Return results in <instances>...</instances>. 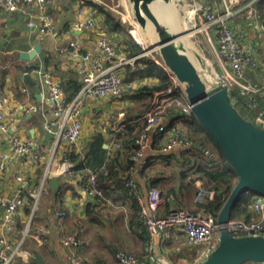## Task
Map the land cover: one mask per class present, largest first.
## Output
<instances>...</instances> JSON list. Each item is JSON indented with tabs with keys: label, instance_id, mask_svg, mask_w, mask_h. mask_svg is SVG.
<instances>
[{
	"label": "crops",
	"instance_id": "1",
	"mask_svg": "<svg viewBox=\"0 0 264 264\" xmlns=\"http://www.w3.org/2000/svg\"><path fill=\"white\" fill-rule=\"evenodd\" d=\"M251 1L253 0H240L239 7L243 10V7ZM257 2L258 0H254L250 6L231 18L229 23L236 32L241 30L245 32L246 36L242 43L247 49L253 50V52L258 50V64L247 67L246 78L260 86L264 74V60L263 57H260L264 53V19L257 9ZM84 5H86L85 14H81V0H50L47 4V11L54 18L55 29L53 33L42 37L38 29L41 13L34 4L23 5L16 11H9L0 3V96L4 99L5 106L11 110L17 109L11 119L9 131L0 130V154H9L7 168L0 171V197L12 198L17 193L20 178L27 179L35 188L36 193L40 191V195L38 200H36V196L31 195L33 203L28 202L30 204L28 206L26 201L17 211L15 215L16 230L9 234V238L18 240L28 228L32 231L38 227L47 226L50 231L47 243L37 242L35 238L26 236L23 249L29 252L28 258L25 260L23 257H19L18 263L74 264L73 256L78 248L63 242V232L60 226L64 224L68 234L84 238L85 246L82 247V255L93 264H120L115 256L118 251L136 256L135 264H202L205 246L193 243L185 234L171 230L152 239L149 232L141 230L137 223L139 217L133 221L137 215L133 199L123 193V188L114 190L115 188L112 186L109 194L106 191L103 192L107 201L95 208L100 221L92 222L91 216L88 215V207L90 204L93 205L95 200L87 193L85 186L78 178L58 172H52L45 178L46 167L52 154L55 156L51 165H55V169L56 165L63 161V146H58L54 153L56 143L54 136L45 127L46 120L51 118L45 109L50 86L45 81L43 74H49L61 86L65 96L71 100L76 98L82 86L81 75L76 67L78 58L71 53H62L61 51L68 46L70 41L77 42L81 50L105 57L104 51L98 45V40L107 36L118 53L129 57L143 54L134 61L135 66L131 64L119 68L125 81L134 83L137 88L159 83V79L156 77L143 76L142 78L137 73L147 66L146 62L156 63V60L147 56L143 45L134 37L142 47L139 46L138 53L132 51L131 46L135 42L126 33V24L118 18L120 12L118 15L110 13L108 0H86ZM108 14L117 19L121 29H116L106 21ZM88 17L95 19V28L83 31L73 29L76 22L83 21ZM120 18L126 20L123 14L120 15ZM132 19L133 16L130 20ZM31 21H34L37 26L30 27ZM215 31H210L214 45L218 37ZM37 46L40 50L32 59L21 57V53L31 52ZM132 52L134 55L131 54ZM204 54L206 53L204 52ZM206 56L208 55L206 54ZM216 66L220 72H223L219 65ZM163 68L165 67L163 66ZM228 68L231 70L230 66ZM165 70L168 73L166 68ZM26 71L30 73L31 80L36 84L27 81ZM36 85L40 89L41 100L36 96ZM155 94L156 92L153 97L140 95L137 98H128V96L100 99L85 97L82 109L83 131L81 138L74 145L75 154L84 155L88 143L97 132L104 134V144L108 145L106 149L115 150L117 142H120L121 138L128 134L127 124H125L126 115L129 113L127 111H134L135 119L129 123L130 126L140 125L141 122L144 123V114L150 111L146 110L144 105L149 101L153 104V108L161 105V111H167L166 122L169 130L181 127L179 116L183 111L175 108L178 106V96L173 94L159 98ZM28 104L38 106L42 104L44 108L39 112L27 114L22 110V106ZM122 112L125 113L124 116H121ZM12 134L43 144L49 152L48 159L40 160L36 164L25 157L13 154L9 145V137ZM162 135L165 139L166 135ZM152 137L153 135H151V139ZM203 146L205 147V145ZM209 146L212 147V144L210 143L208 148ZM195 150L200 149L195 147ZM205 150L200 151L204 152ZM183 152L184 150L177 146L166 154L165 160H162L159 159V155L163 154L161 149L151 146L150 165L143 171L130 174L137 183V189L133 192H135L138 201L141 198H146L152 187H157L162 193L160 214L164 215L176 207H183L191 212H204L200 208L199 202L205 200L206 196H212L213 192L208 190L209 187L202 179H197L193 185H189V178L183 180L182 173L195 163L193 161L192 164H189L190 158L195 160L198 156L196 152L192 155L186 153L189 157L187 159ZM53 179L57 181L55 186H51ZM121 184L123 185L122 182ZM203 185L208 193L202 200H198ZM57 210L66 211L64 220L59 219ZM215 217L217 218V216ZM81 221L85 223L84 227L80 226ZM2 223L3 213L0 208V228ZM36 254L41 256L42 263L35 260ZM246 264H264V262Z\"/></svg>",
	"mask_w": 264,
	"mask_h": 264
},
{
	"label": "built area",
	"instance_id": "2",
	"mask_svg": "<svg viewBox=\"0 0 264 264\" xmlns=\"http://www.w3.org/2000/svg\"><path fill=\"white\" fill-rule=\"evenodd\" d=\"M253 1L244 6L243 10L250 6ZM49 2L50 0H0V3L9 11H16L23 5L34 4L41 13L38 29L42 37L53 33L55 29L54 18L47 11V4ZM85 2L86 0H81V14H85ZM189 2L188 4L194 12V18L191 20L194 23V27L191 26L196 30L195 27L199 23L201 28L208 32L207 43L211 47L210 52L213 56L210 59L211 63L208 59L210 57L206 56L203 51L198 52L197 55L204 60L202 62L205 64V68H207V63H209L214 70L211 84H224L229 89L236 87L242 93L246 94L264 93V74L260 86L246 78L247 67L258 64V50L253 52V50L247 49L242 43L246 36L245 32L243 30L236 32L229 23L231 18L243 11L239 7L240 0H189ZM132 16L135 19L133 14ZM29 25L30 27L37 26L34 21H31ZM95 27V19L88 17L83 21L76 22L73 29L75 31H83L84 29H93ZM211 30H216L215 32L218 36L215 45L212 43ZM98 45L104 51L105 57L81 50L75 41H70L68 46L61 50L62 53H71L78 58L76 67L81 75L82 86L74 100H68L61 86L49 74H43L45 81L50 86V94L46 101L45 109L51 118L46 120L45 127L54 136L56 142L54 153H56L55 150L58 146H63V161L58 163L55 169V165H51L54 160L53 157L55 156L52 154L49 164L46 167L45 178L50 176L52 172L78 178L90 196L98 195L103 198L104 195L102 189L99 187L97 174L88 168H85L83 171L75 170L74 162L71 158H68V154L73 150L74 145L77 144L82 136L83 99L85 97L96 99L123 97L128 92L133 91L136 88L135 84L130 81H125L119 68L131 64L135 66L134 61L143 54L129 57L123 53H118L111 39L107 36L101 37L98 40ZM147 46L145 43V47L143 46L145 50L149 49ZM260 57H263L264 60V53ZM155 60L157 64L164 66L160 57L155 58ZM216 65H219L223 69V72H220ZM228 66H230L231 70H229ZM25 74L30 73L26 71ZM168 75L174 82L173 86L166 90L157 91L155 96L161 98L176 94L178 96L177 105L182 109L183 113L191 115L193 113L192 104L189 102L184 87L169 70ZM43 108L42 104L39 106L36 104L22 106V110L27 114L39 112ZM161 109V105H157L144 114L145 127L137 138L136 143L138 144V148L132 156L136 166L131 172L127 171L125 173L126 176L140 171L150 162L151 135L155 131L166 135V142L161 147L163 154H167L177 146L185 150L188 155L194 154V143L181 128L177 127L175 130H169L167 128L166 117L161 115ZM15 112H17V109L11 110L5 106V101L0 96L1 131H9L11 119ZM124 115L125 113L122 112L121 116ZM259 121L263 122L261 118H259ZM9 145L13 154L25 157L27 160L36 164L40 160H46L49 157V152L43 144L30 139H23L18 135H10ZM120 147L121 144L117 143L116 149ZM212 155L207 153L209 160L212 158ZM83 157L84 155H82ZM8 159V153L0 154L1 172L7 168ZM20 180L15 196L10 199L0 197V208L3 213V223L0 228V264H20L18 263L19 257L27 260L29 252L23 249L26 236H31L37 242L41 243H47L49 241L50 231L47 226H41L32 231L28 228L25 234L16 241L9 238V234L16 230L15 215L27 201V194L36 196V200H38L40 195V191L36 193L35 188L32 187L27 179L20 178ZM124 184L133 191L137 189V183L131 176L124 181ZM207 193L203 185L198 200H202ZM161 202L162 193L157 187H152L146 198L139 199L140 216L150 237L154 239L160 237L165 232L176 230L185 234L193 243L204 245L205 255L203 258H205L217 246L222 224L218 222L214 215L202 211L191 212L183 207L172 208L166 214L162 215L159 212ZM56 213L60 220H64L67 214L65 210H57ZM226 226L232 234L237 236L259 234L264 236V195L256 194L250 205L248 214L232 218ZM60 227L63 232V242L78 248V251L73 256V263L93 264L82 255L81 250L85 246L84 238L68 234V230L64 224ZM115 256L120 264H135L137 262L136 256L125 253L124 251H118Z\"/></svg>",
	"mask_w": 264,
	"mask_h": 264
},
{
	"label": "water",
	"instance_id": "3",
	"mask_svg": "<svg viewBox=\"0 0 264 264\" xmlns=\"http://www.w3.org/2000/svg\"><path fill=\"white\" fill-rule=\"evenodd\" d=\"M161 1L177 4L176 0H129L138 24L145 28L151 22L155 26L157 39L148 48L159 51L164 67L184 87L197 120L211 134L237 175L235 185L217 214V220L222 224L218 244L203 259L202 264L263 263L264 236H237L231 233L226 224L232 219V212L245 192L264 195V126L239 111L227 85H212L208 81L205 64L195 63L187 53L190 50L186 43L178 40L180 33L167 27L153 10V3ZM39 50L37 46L31 52L21 53V57L32 59ZM26 78L36 84L30 74H26ZM36 87V96L41 100L40 89ZM104 147L108 145L104 144ZM194 147L205 150L200 141ZM56 183V179H53L51 186ZM35 260L42 263L39 254H36Z\"/></svg>",
	"mask_w": 264,
	"mask_h": 264
},
{
	"label": "trees",
	"instance_id": "4",
	"mask_svg": "<svg viewBox=\"0 0 264 264\" xmlns=\"http://www.w3.org/2000/svg\"><path fill=\"white\" fill-rule=\"evenodd\" d=\"M256 6L262 19H264V0H258ZM106 21L116 29H121V26L119 25L117 19L110 14L107 15ZM131 48L134 53H138L140 51V47L135 43L131 46ZM133 52L131 54H133ZM146 65L147 66L145 68H142L137 73L142 78L143 76L158 78V85H143L139 88L136 87L133 91L128 92L123 97L128 96V98H137L140 95L153 97L155 92L159 90H166L167 88L173 86L174 82L169 77L167 71L165 70V68H163V66L157 65L153 61L146 62ZM230 94L235 106L245 117L253 120L260 126H264V93L257 92L246 94L242 93L238 88L233 87L230 89ZM67 99L71 100L68 97ZM144 105L146 107V110H151L153 108V104L151 103V101L144 103ZM175 108L182 112V109L180 107L177 106ZM127 113L128 114L126 115L125 124H127L128 134L127 136L125 134V136L121 138V141L117 142L121 144L120 148L113 151L104 148L103 144L105 142V136L102 132H97L92 136L90 142L88 143L87 151L84 153L83 158L81 155L75 154L73 150H71L68 154V158H71L74 162L75 170L83 171L85 168H88L96 173L98 177L99 187L103 190V192L106 191L109 194L113 187L115 188L114 190H120L118 188H123V193L125 195L128 194L133 199L134 208L137 213L133 221L136 220L137 217H139L137 222L139 225L138 227L141 230L148 232L140 216V203L138 201V198L135 192H133V190H131L124 184V181L128 177H130L129 175L126 176L125 173L127 171L131 172L135 167V161L133 160L132 156L138 148V144L136 143V141L139 135L143 132L145 123L141 122L142 124L140 125L130 126L129 123H131V121L135 119L133 115L134 111H127ZM160 113L164 117L167 116V111H161ZM179 117L180 122L182 123V126H179V128H181L187 134V136L193 143H195L196 141L203 142V145H205V147H203L206 149L204 152L195 150V152L197 153L196 155L198 156L195 160L190 158L191 162L189 164H192L193 161L195 163L193 164V166L186 169L182 173L183 180H187V178H189V185H193V183H195L197 179H202V181L206 183V186L209 187L208 190H211L213 192V195L210 197L206 196L205 200L199 202V206L202 210H204L205 213L217 216L218 212L221 210L224 202L226 201L233 186L236 183L237 175L231 165L227 162L224 154L218 147V144L214 141L208 130L197 120L194 113H192L191 115L182 113ZM259 118H261L263 122H260ZM152 135L153 137L151 146L155 149H161L163 144L166 142V138L164 139L163 135L156 131L152 132ZM210 143L212 144V147L209 146L208 148V145H210ZM183 153L185 154L186 158L189 159L185 150ZM207 153L213 154L210 160L207 159L208 157H206ZM159 157V159L165 160L166 154H161L159 155ZM150 163L151 162H149L145 168H147ZM143 170L144 168L140 171ZM121 182L123 183V185L121 184ZM116 185L118 186L116 187ZM27 195V204L28 202L33 203V198H31L29 194ZM255 195L256 194L252 191L245 192L234 208L232 212V218L247 215ZM93 198L95 202L93 203V205L90 204V206L88 207V215L91 216L90 220L92 222H98L100 220L97 216L95 208H97L100 204L105 203L107 199L105 200L104 197L102 198L98 195L93 196ZM28 206H30V204H28ZM93 208L95 210H92ZM81 225L84 227L85 223L81 221L80 226ZM78 237L80 238L81 236Z\"/></svg>",
	"mask_w": 264,
	"mask_h": 264
},
{
	"label": "rangeland",
	"instance_id": "5",
	"mask_svg": "<svg viewBox=\"0 0 264 264\" xmlns=\"http://www.w3.org/2000/svg\"><path fill=\"white\" fill-rule=\"evenodd\" d=\"M176 1H177V4H175L176 8L179 9L178 18L180 17L178 19V21L181 22V19H182L181 27H183V29H177V31H179V32L183 31L184 32V35L182 33H180V36H181V34L183 35L182 37H183L187 47L189 48L188 50H190L187 53L192 57V59L195 61V63L199 65L204 60L202 59V57L198 56L197 54H198V52L203 51L210 57V58H208V57L207 58L209 59V62L211 63L210 59H212V55L209 51L211 49V47L207 43L208 32L205 29H202L200 24L198 23L195 27V29H196V32H194L195 34L191 33V34L185 35L186 32L189 33V30L185 29L186 28L185 23L188 20V16H186L187 10H188V12L190 9L192 11V7L189 6V4H188L189 0H186L187 5L185 6V8H183L185 5V2H184L185 0H176ZM108 3L110 5L108 8L110 13H112L114 15H118V12H120V15L121 14L124 15V19H126V20H121L120 15H118L119 16L118 18L120 19V21H123L124 24H126V28L125 27L124 28H125V30L127 29L126 33L128 34L129 38L131 40H133L138 46L142 47V45H143L145 47V43H141L142 45L138 44L137 41L133 38L132 34L130 33V30L132 29V27L137 25L138 22L135 19L130 20L132 14H133V9H132V5L129 2V0H126V1L125 0H122V1H120V0H111V1L108 0ZM131 23H132V25H131ZM189 24L193 26L194 23L189 22ZM192 26H191L190 30H192V28L194 27V26L193 27ZM184 29H185V31H184ZM154 42H155L154 39L147 40V42H146V45H148L147 47H149L150 44L154 43ZM202 48H204V50H202ZM148 50H150V51H148ZM146 52H147V56L149 58H158V56H159V54H158L159 51L153 47H150L149 49H147ZM205 71L207 73L206 77L208 78V81L211 82L213 80L212 74H214V70H213V68H211L209 63H207V68H205ZM209 71H211L210 74L208 73Z\"/></svg>",
	"mask_w": 264,
	"mask_h": 264
},
{
	"label": "bare ground",
	"instance_id": "6",
	"mask_svg": "<svg viewBox=\"0 0 264 264\" xmlns=\"http://www.w3.org/2000/svg\"><path fill=\"white\" fill-rule=\"evenodd\" d=\"M186 1V0H185ZM187 5V3L185 2V5L183 8H185V6ZM153 10L155 11V13L160 17L161 21L163 23H166L167 27H169L172 31L174 32H178V33H182L184 35L183 31H177V29H183V27H181V22L178 21V16H179V9L176 8V5L173 4V2H154L153 3ZM188 16V20L185 23V29L189 30V33H185L186 34H191L196 32V30H194L192 28V30H190L191 25L189 24V22H191V20L194 18V12L191 11V9L187 10V15ZM184 29V31H185ZM155 26L153 25V23L148 22L147 26L144 28L142 26L135 25L132 27V29L130 30L132 36L139 41L140 43H146L147 40L150 39H154L156 40L157 38V33L155 31ZM181 34V36L179 37L178 40H182V42L185 43L184 39H183V35ZM198 65V64H197ZM211 71H209L208 73L210 74Z\"/></svg>",
	"mask_w": 264,
	"mask_h": 264
}]
</instances>
